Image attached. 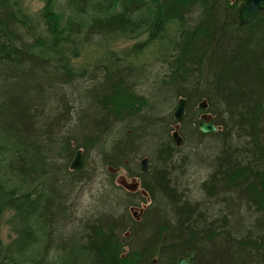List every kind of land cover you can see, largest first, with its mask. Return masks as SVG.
<instances>
[{
	"label": "trees",
	"instance_id": "obj_1",
	"mask_svg": "<svg viewBox=\"0 0 264 264\" xmlns=\"http://www.w3.org/2000/svg\"><path fill=\"white\" fill-rule=\"evenodd\" d=\"M23 1L0 0V224L16 237L0 238V264H264V12L239 26L230 0H43L36 12ZM117 41L130 44L114 51ZM143 53L166 68L163 82H148ZM174 96L220 108L221 138L201 134L188 109L180 123L159 117ZM68 117L73 137L56 136ZM206 138L218 141L202 149L220 157L202 162L190 199L179 184L196 157L184 153ZM149 140L158 166L131 169ZM74 150L85 173L140 178L150 203L138 219L128 209L145 200L112 186L95 198L106 214H70L83 179L69 168Z\"/></svg>",
	"mask_w": 264,
	"mask_h": 264
},
{
	"label": "rangeland",
	"instance_id": "obj_2",
	"mask_svg": "<svg viewBox=\"0 0 264 264\" xmlns=\"http://www.w3.org/2000/svg\"><path fill=\"white\" fill-rule=\"evenodd\" d=\"M42 1L43 0H24L23 3L32 12H36L42 7V5H43ZM59 2L61 4V6L64 5V0H59ZM95 44H96V42H95ZM129 44H130L129 41H117V42L113 43L111 47L114 51H119V50L127 49ZM90 45H93V44H90ZM91 52H92L91 57H94L96 52H97V49H91ZM78 63H79V65L87 64V58H83V57L80 58V60H78ZM135 63L137 64L138 61H136ZM142 68H144L146 70L144 76H146L148 82H152V83L153 82L156 83L159 79H161V81L163 82L165 75L167 74L166 68L161 67V66L158 67L156 62H150V63H147L145 65H142ZM156 68H158V70H156ZM140 72H142V71H140ZM138 86H140V83L135 85L134 90L136 92L138 91V88H139ZM138 92H140V90ZM180 98H183V97H179L178 99H180ZM145 99L148 100L149 98L146 97ZM203 99H205V98H203ZM203 99H201V100H203ZM205 100L208 103V100L207 99H205ZM198 102H199V100H198ZM83 103L88 104V102H85V101ZM177 103H178L177 97L176 96L172 97L171 101L166 102L164 104L163 110L160 114H158V116L162 117L164 115L167 116L170 113H173L177 107ZM195 103L189 104V109H188L189 115H188V117H186V119L191 118L190 120H193L194 124L196 125L197 130H198V124L201 121L200 117L203 114L210 115V119L208 120L209 124H212L211 122H213V121L215 122V120H216L215 113L219 112L220 108L218 109L219 110L218 111L216 108H214V107L212 108V106H209L208 111L206 112V110L203 111L202 109H197L196 108L197 104L195 105ZM209 111H210V113H209ZM69 117L60 120V125L58 126L59 128L57 127V130L55 131L56 136L62 137L63 135L67 134V137H73V136H71V133L68 132V129L66 126L67 123L71 121V120H69ZM70 118L73 120H75V119L77 120V119H79V116L78 117H70ZM221 121H222V118H221ZM214 126H216V125H214ZM216 127H220V131L222 130V127L220 125H218ZM179 131H180V125L179 124H172L169 127L170 137H171V134L173 132H177L179 134ZM220 131L215 133V135L213 136L215 138H213V139L221 138L222 135L220 136V134H218ZM74 136H76V135H74ZM67 137H65V138H67ZM67 140H68V138H67ZM217 141L218 140H212V139L210 140V139L206 138L205 140H203L201 142V145L199 148L193 147L191 150L189 148H187L186 153H184V154L187 155L189 153H194L196 160H194L192 156L188 155V160L190 161L191 165L193 164V166H192L193 168L190 170L191 172L188 175V178L187 177L183 178V184L186 186V188L182 185V181L179 184L180 193H184V196L187 193L188 197L191 199V197H193L194 195L197 197L200 195L198 193L197 189L195 190V186H198L199 184L203 183V180L208 175V170L206 169V167L201 166L202 162L203 163H210L216 159L215 157L218 156L217 153L213 152V149H209V151L202 149V145H203V143H209V144L213 145ZM108 142H109V140H108ZM147 143H149V144H146L145 148H140V150H142V151L139 152V155H132V158L130 161L136 162L135 163L136 165H134V167L130 166L131 169H135V168L140 169V163L142 162L140 160L142 158H145L144 160L147 161V167H148V169L150 167L151 172L154 169L153 168L154 166H153L152 162H149L148 158L155 159L156 165L158 166L159 163L157 162V160L155 158V156H156L155 150H157V147L156 146L153 147V145H155V144H150V140ZM110 148H112L111 143L106 148L107 152H108V150H110ZM80 151H81V162L83 159V162L81 164V167H82L83 165H86L88 158H87V155L85 152H83V158H82V150H80ZM76 152L77 151H75V150L72 152V155H71V158L69 161V166H70L71 162L73 161V159H74L73 157H75ZM219 157L220 156H218V158ZM126 161H128V160H125L123 163H125ZM174 161H175V159H174ZM181 163H184V162H181ZM126 165H129V164L126 163ZM174 165L180 167L178 159H176V161L174 162ZM175 166L172 165V167H175ZM197 167H199V168H197ZM101 168L104 169L102 164H101ZM181 169H185V167L181 166ZM75 172H80L79 176H81L83 179L81 178L82 180L79 182L78 188L67 199L66 203L69 207L70 214H79V215H77L78 220H80V218L82 217L81 213H84V212H87L86 213L87 215L85 216L86 221L89 219V217L92 214H94L95 211H98L100 213L103 212L106 214V207L95 204V198L98 197L99 199H105L107 201V197H110L109 192L112 190V187L114 189L118 190L119 191V192L117 191L118 193L122 192L124 194H129V195H138L139 198H142L145 200V204H141L139 207H136V206L130 207L128 209V213L135 219H138L142 215L144 209L150 203L149 197L147 195H145V193L142 191L140 178L130 177L128 174V171H126L125 169H121V168L113 169V168L108 167V168H106V170L104 169L102 171L103 174L101 172H99V170H95L93 173H89V174L85 173L81 169H79L78 171H75ZM105 187H108V188H105ZM212 193H214V192H212ZM180 195H183V194H180ZM205 200H207V199L202 196L199 199V204ZM134 203H135V201H134ZM92 219H94V218H92ZM0 238H1V240L7 239L6 231H3L2 235L0 234Z\"/></svg>",
	"mask_w": 264,
	"mask_h": 264
},
{
	"label": "water",
	"instance_id": "obj_3",
	"mask_svg": "<svg viewBox=\"0 0 264 264\" xmlns=\"http://www.w3.org/2000/svg\"><path fill=\"white\" fill-rule=\"evenodd\" d=\"M263 6H264V0H245V2L242 4V6L238 11L237 19L240 21V25L245 26L249 24L258 15V13L262 11ZM177 108H178L177 112L179 113V115H181V113H183L185 110V101L183 100L179 101ZM199 108L205 110L206 105L202 103L199 105ZM198 128L202 133L210 132L211 130L214 129L210 125L204 123L199 124ZM80 166H81L80 159L79 157H76V159L71 163L70 169L72 171H75L78 170ZM143 170L145 172L147 170V166H144ZM176 264H187V263L184 259L180 258Z\"/></svg>",
	"mask_w": 264,
	"mask_h": 264
},
{
	"label": "bare ground",
	"instance_id": "obj_4",
	"mask_svg": "<svg viewBox=\"0 0 264 264\" xmlns=\"http://www.w3.org/2000/svg\"><path fill=\"white\" fill-rule=\"evenodd\" d=\"M258 16V15H257ZM256 16V17H257ZM255 17V18H256ZM254 18V19H255ZM253 19V20H254ZM252 20V21H253ZM237 21H238V23H239V26H241L240 25V21L237 19ZM251 21V22H252ZM250 22V23H251ZM249 23V24H250ZM248 25V24H247ZM177 108V107H176ZM178 111V108L177 109H175L174 110V112H173V119L175 120V122L176 123H180L181 121H182V118L184 117V115H185V112H183V113H181V115H179V113L177 112ZM199 125V124H198ZM217 130L218 129H213V130H211L210 132H206V133H202L200 130H199V132L201 133V134H214V133H216L217 132ZM171 137H172V139H173V141L175 142V144H176V146H181V144H182V139L180 138V136H179V134L177 133V132H173L172 134H171ZM76 157H79V159H80V162H81V152L80 151H77L76 152V155H75V157H74V159H73V161L76 159ZM72 161V162H73ZM71 162V163H72ZM81 164H82V162H81ZM71 165V164H70ZM144 166H147V161H145V160H143L141 163H140V170H141V172H144V170H143V167ZM69 168H70V166H69ZM147 169H148V167H147ZM71 170V169H70ZM147 171V170H146ZM145 171V172H146ZM180 258H182V259H184L185 261H186V263L187 264H190V262L185 258V257H180ZM180 258H178L177 259V261L175 262V264L178 262V260L180 259ZM156 261L155 260H152L149 264H154Z\"/></svg>",
	"mask_w": 264,
	"mask_h": 264
}]
</instances>
